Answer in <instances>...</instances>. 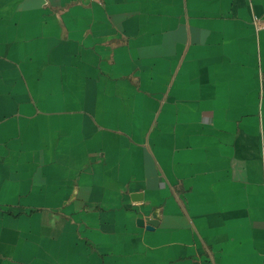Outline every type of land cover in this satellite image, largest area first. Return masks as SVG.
I'll use <instances>...</instances> for the list:
<instances>
[{
    "label": "crops",
    "instance_id": "obj_1",
    "mask_svg": "<svg viewBox=\"0 0 264 264\" xmlns=\"http://www.w3.org/2000/svg\"><path fill=\"white\" fill-rule=\"evenodd\" d=\"M0 264H264V0H0Z\"/></svg>",
    "mask_w": 264,
    "mask_h": 264
},
{
    "label": "water",
    "instance_id": "obj_2",
    "mask_svg": "<svg viewBox=\"0 0 264 264\" xmlns=\"http://www.w3.org/2000/svg\"><path fill=\"white\" fill-rule=\"evenodd\" d=\"M144 222L148 229H152L157 224V221L154 219H147L146 221L144 219H138L139 224H143Z\"/></svg>",
    "mask_w": 264,
    "mask_h": 264
}]
</instances>
